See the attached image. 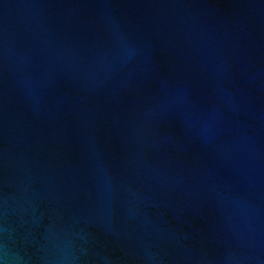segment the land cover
I'll use <instances>...</instances> for the list:
<instances>
[{
    "label": "water",
    "instance_id": "obj_1",
    "mask_svg": "<svg viewBox=\"0 0 264 264\" xmlns=\"http://www.w3.org/2000/svg\"><path fill=\"white\" fill-rule=\"evenodd\" d=\"M0 264H264V0H0Z\"/></svg>",
    "mask_w": 264,
    "mask_h": 264
}]
</instances>
